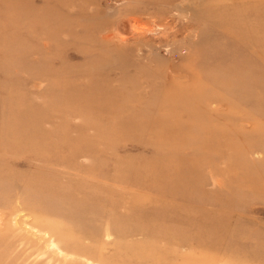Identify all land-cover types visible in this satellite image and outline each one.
<instances>
[{
    "label": "rangeland",
    "instance_id": "374dc122",
    "mask_svg": "<svg viewBox=\"0 0 264 264\" xmlns=\"http://www.w3.org/2000/svg\"><path fill=\"white\" fill-rule=\"evenodd\" d=\"M0 264H264V0H0Z\"/></svg>",
    "mask_w": 264,
    "mask_h": 264
}]
</instances>
